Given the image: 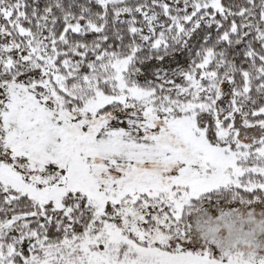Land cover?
<instances>
[{"label": "snow or ice", "instance_id": "1", "mask_svg": "<svg viewBox=\"0 0 264 264\" xmlns=\"http://www.w3.org/2000/svg\"><path fill=\"white\" fill-rule=\"evenodd\" d=\"M0 264H264V0H0Z\"/></svg>", "mask_w": 264, "mask_h": 264}]
</instances>
